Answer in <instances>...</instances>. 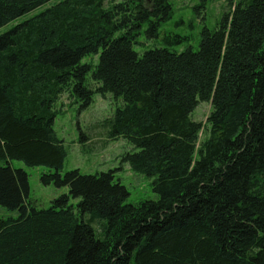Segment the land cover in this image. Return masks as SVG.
I'll return each instance as SVG.
<instances>
[{"label":"trees","instance_id":"16d2710c","mask_svg":"<svg viewBox=\"0 0 264 264\" xmlns=\"http://www.w3.org/2000/svg\"><path fill=\"white\" fill-rule=\"evenodd\" d=\"M50 1L0 0V28ZM170 15L168 0H61L0 34V207L18 212L0 219V264H264V0H227L196 51L138 55L143 24L153 38ZM95 92L121 99L103 126L156 200L127 203L112 171L61 174L55 106ZM13 161L68 193L33 207Z\"/></svg>","mask_w":264,"mask_h":264},{"label":"rangeland","instance_id":"374dc122","mask_svg":"<svg viewBox=\"0 0 264 264\" xmlns=\"http://www.w3.org/2000/svg\"><path fill=\"white\" fill-rule=\"evenodd\" d=\"M58 1L61 0H51L47 5L2 26L0 34ZM118 1L120 0H115V2ZM168 3L171 6L170 18L160 22L156 37L147 38L146 24H143L137 36V43L133 45V50L138 55L154 48H165L175 53L186 49L196 51L202 29L215 30L227 8V0H168ZM97 60L98 55H91L85 57L81 63L96 64ZM86 85L91 89L96 86L90 76L87 77ZM71 101L68 94H64L55 106L60 111L54 120L53 129L62 141L66 152L61 174L74 169L81 174L91 175L112 171L114 181L125 186L129 192L127 203L136 204L144 200H156L157 195L151 189L153 177L135 172L126 162H123V156L126 153L135 151L133 146L121 137L117 140H110L103 126L104 121L112 117L116 107L122 105L121 99H115L109 93L102 96L95 92L91 104L83 110L79 109V102L69 104ZM210 111V103H200L191 115L192 120L203 125L199 141L207 136L205 124ZM11 164L15 168L24 169L28 174V202L33 207L46 209L52 200L68 193L67 187L56 188L53 185L41 184L40 175L46 172L47 168H29L19 161H13ZM0 165H2L1 162ZM76 202L77 200H70L71 204H76ZM17 216L16 210L0 207V219Z\"/></svg>","mask_w":264,"mask_h":264}]
</instances>
